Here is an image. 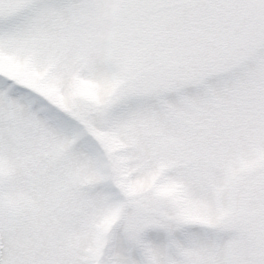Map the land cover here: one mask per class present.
<instances>
[{"label": "snow or ice", "instance_id": "1", "mask_svg": "<svg viewBox=\"0 0 264 264\" xmlns=\"http://www.w3.org/2000/svg\"><path fill=\"white\" fill-rule=\"evenodd\" d=\"M0 264H264V0H0Z\"/></svg>", "mask_w": 264, "mask_h": 264}]
</instances>
